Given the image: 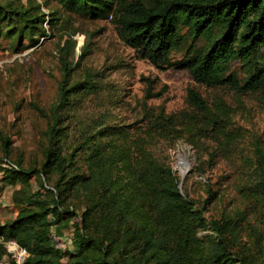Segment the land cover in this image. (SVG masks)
Returning a JSON list of instances; mask_svg holds the SVG:
<instances>
[{
  "label": "trees",
  "instance_id": "trees-1",
  "mask_svg": "<svg viewBox=\"0 0 264 264\" xmlns=\"http://www.w3.org/2000/svg\"><path fill=\"white\" fill-rule=\"evenodd\" d=\"M58 2L91 17H114L119 37L139 57L153 65L183 67L196 83L229 85L238 92L264 88V0H153L149 5L141 0ZM43 15L0 4V33L4 28L5 34L19 38L46 36ZM187 37L191 42L184 57L170 62L167 54L180 48ZM198 39L203 40L200 47L195 45ZM71 48L67 43L60 47L63 78L57 103L48 115L49 145L43 161L38 167L11 162L9 139L0 137V163L7 167L4 179L20 184L12 194L16 215L0 223V237L14 239L27 249L25 264H253L249 253H264V165L257 160L248 185L250 208L208 219L204 206L182 194L171 168L147 147L151 132L167 137L170 128L179 125L187 133L192 129L212 133L218 148L226 149L233 136L220 126L224 108L217 104L213 109L190 87L186 103L191 111L175 118L161 110L141 136H129L121 128L118 141L111 137L103 142L107 136L98 130L84 136L81 145L65 147L60 111L71 105V95L86 87L84 81L68 84L73 70L68 59ZM233 63L243 69L242 80L229 71ZM79 149L84 169L75 164ZM52 174L56 177L51 182ZM73 199L80 200L83 208L72 230L73 249L66 254L50 243L48 234L77 215L68 206ZM205 229L209 232L199 235ZM4 254L0 242V260Z\"/></svg>",
  "mask_w": 264,
  "mask_h": 264
},
{
  "label": "rangeland",
  "instance_id": "rangeland-1",
  "mask_svg": "<svg viewBox=\"0 0 264 264\" xmlns=\"http://www.w3.org/2000/svg\"><path fill=\"white\" fill-rule=\"evenodd\" d=\"M141 1L149 5L153 0ZM0 4L28 8L31 14L43 13L46 34L35 32L30 40L5 34L4 28L0 33V137L9 139L7 158L11 162L38 167L44 159L49 145L48 115L57 103L63 78L60 47L67 43L72 45L68 59L73 66L68 84L84 81L86 87L71 95V105L60 111L64 126L61 142L65 147L81 145L84 136L98 130L107 136L103 142L111 137L118 141L117 131L121 128L129 136H141L147 132L150 119L161 110L175 118L182 111H191L186 103V92L191 87L213 109L217 104L224 108L220 126L233 136L226 149L218 148L211 139L212 133L203 129L200 133L196 129L187 133L179 125L171 127L167 137L151 132L147 147L159 162L171 168L180 181L182 194L187 193L196 205L204 206L206 218L220 219L249 207L248 185L253 180L254 167L257 160L264 165V88L238 92L229 85L207 87L193 81L183 67L153 65L121 40L117 23L110 15L91 17L65 9L58 0H0ZM112 6L116 7V3ZM190 42L191 37H187L180 48L170 51V62L181 60ZM202 44L201 39L195 42L197 47ZM229 71L240 80L245 76L237 63ZM1 148L0 142V155ZM180 156L188 161L183 178L177 168ZM83 157L79 149L75 164L84 169ZM6 173V165L0 163V223L17 212L12 194L20 184L8 183L4 179ZM55 177L52 174L51 182ZM30 182L31 188H36L34 178ZM68 206L77 215L62 223L60 230L52 228L48 234L50 243L66 254L73 249L72 230L79 223L83 208L78 199ZM249 217L252 219L253 215ZM208 232L205 229L199 235ZM247 258L253 264H264V253L252 251ZM0 264L11 262L4 260Z\"/></svg>",
  "mask_w": 264,
  "mask_h": 264
},
{
  "label": "built area",
  "instance_id": "built-area-1",
  "mask_svg": "<svg viewBox=\"0 0 264 264\" xmlns=\"http://www.w3.org/2000/svg\"><path fill=\"white\" fill-rule=\"evenodd\" d=\"M0 242L5 248V254L1 258L0 263H3L4 260H9L12 262V264H25L28 251L24 246L20 245L14 239L4 240L2 237H0Z\"/></svg>",
  "mask_w": 264,
  "mask_h": 264
},
{
  "label": "bare ground",
  "instance_id": "bare-ground-1",
  "mask_svg": "<svg viewBox=\"0 0 264 264\" xmlns=\"http://www.w3.org/2000/svg\"><path fill=\"white\" fill-rule=\"evenodd\" d=\"M188 167V161L184 157H179L177 161V168L181 172V174H185L186 169Z\"/></svg>",
  "mask_w": 264,
  "mask_h": 264
},
{
  "label": "water",
  "instance_id": "water-1",
  "mask_svg": "<svg viewBox=\"0 0 264 264\" xmlns=\"http://www.w3.org/2000/svg\"><path fill=\"white\" fill-rule=\"evenodd\" d=\"M184 177V174H182V178ZM179 187H180V183H179Z\"/></svg>",
  "mask_w": 264,
  "mask_h": 264
}]
</instances>
